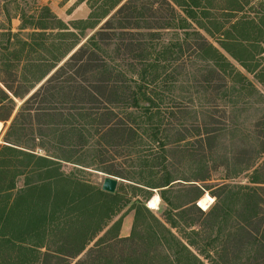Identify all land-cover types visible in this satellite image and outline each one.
Here are the masks:
<instances>
[{
	"label": "trees",
	"instance_id": "1",
	"mask_svg": "<svg viewBox=\"0 0 264 264\" xmlns=\"http://www.w3.org/2000/svg\"><path fill=\"white\" fill-rule=\"evenodd\" d=\"M106 2L78 33L48 6L31 15L20 7L14 32L5 9L0 120L16 114L0 145V264H264V114L250 128L239 122L242 105L263 104L264 91L236 65L264 87V3L216 0L215 18L213 0ZM56 29L57 42L47 32ZM190 82L230 111L229 145L221 121L182 100ZM119 158L128 165L113 164ZM186 158L194 181L221 168L247 181L216 184L215 201L196 184L193 197L179 195ZM65 165L61 184L18 185ZM87 169L142 196L129 236L114 220L130 203L125 184L107 192L76 173ZM155 190L160 215L147 205Z\"/></svg>",
	"mask_w": 264,
	"mask_h": 264
},
{
	"label": "rangeland",
	"instance_id": "2",
	"mask_svg": "<svg viewBox=\"0 0 264 264\" xmlns=\"http://www.w3.org/2000/svg\"><path fill=\"white\" fill-rule=\"evenodd\" d=\"M6 1V2H5ZM107 0H0V25L2 24H6L8 25V20H7V16H8V12L9 15H11L12 17V21H11V27L13 28L14 32H18L19 31V27L21 25V20L16 16V14L18 13V9L21 8H25V10L31 15L32 13H39L41 7L43 6H48L51 11L60 19L62 20L68 27V31H73V32H77L78 33V29L75 28L76 25L79 24V26H83L85 25L84 21H86L90 15L93 16L92 20H96L107 8H108V2H106ZM125 1V0H124ZM264 1V0H263ZM20 4L19 8L18 5ZM8 9V12L5 11V9ZM213 8L211 10V13L213 14V16H215L216 18V0H213L212 2V7ZM198 11H201L198 9ZM211 27H214V25H211ZM23 33H27V32H31L32 29H25L23 30ZM207 37L208 39H210L215 45H216V34L214 35V37H211L208 33H206L204 30H201ZM48 33H53L51 37L54 38L55 42H57V37L55 36V34L58 32V30H48ZM88 32V30H87ZM23 36H26V34H23ZM68 42L70 43V41L68 40ZM68 42H65L68 43ZM64 46V45H63ZM190 55H188L185 60L187 62V64L189 65V70L192 72L191 76L194 75V70L193 67L191 66V62H190ZM62 64V63H61ZM242 71H244L251 79L254 80L255 84L257 85V87L259 89H261L262 91H264V87L259 84L250 74H248L244 69H242L238 64H236ZM191 84V85H189ZM188 89L185 90L184 92L181 93V95L183 96L182 100L185 101L184 103H188V107L189 110L191 111H197L199 110V112H203V111H208L213 117H215L216 120L221 121L222 123L219 124V127L222 128H228V130H224V133L226 134L224 136V140L223 142L226 143V145H229V135H230V127H228L230 125V123H228V119H229V114L230 111H225L226 109L224 107L222 108H218L216 109V105H214V103H211L210 100L212 98L213 93L210 92H205L203 89H201L199 92H195V85L194 83L190 82L188 84ZM168 95V93H167ZM210 99V100H209ZM18 102V108L19 106L22 104L21 101H17ZM239 122L243 123L244 127L250 128L251 127V123L253 121H255L258 117L262 116L264 114V103L263 104H250V105H242V110L239 111ZM16 112L14 113V115L12 116V118L8 121H1L0 120V145L5 143V137L7 135V132L9 131V127L12 123V120L15 116ZM194 113L188 115V116H192ZM187 118L189 119L188 121H193L191 118ZM228 125V126H227ZM241 125V127H243ZM14 138V137H13ZM227 140V141H226ZM24 144L26 145H32L31 141H28L26 139H24L22 141ZM224 147V146H223ZM230 146H228L229 148ZM195 148V147H192ZM224 151V149H222ZM41 152V150H40ZM129 162H126V160H123L121 158H119L115 163V165L117 164H121L123 165V167H126L128 165ZM180 166V175L186 176V179H189L188 181L186 180H178L175 182H181L182 184H175L176 188H182L181 193H177L179 195H188L190 197H193V195H195V193H197V190H193V186L192 184H196V186H202L203 188H208V190L205 189L204 191V195L207 194H211V191H215V185L216 184H221L224 182H246L247 181V176L246 175H240L239 177H237L236 179H232V180H227L225 179V171L221 168V169H213L212 173H211V179L205 182H197L194 181V177L193 175L196 173V167L194 166V164H191V161L189 158L184 159V161H182L181 164H179ZM72 169V166L70 165H65V167H63L60 171L55 172L53 174H51L50 176H46L40 179H35V180H29V181H25L24 179L22 180V182L18 183L19 187H25V188H29L30 190H37V189H41V188H51L53 186H56L58 184H61L62 182H64L67 178V174L68 172ZM76 173L79 174L82 178L97 183L99 185L102 186L104 178L107 175H111L105 172H101V171H97V170H93V169H87V170H83L81 172H78L76 170ZM114 176V175H112ZM117 177V176H116ZM119 178V184L117 187H120L121 184H125V188L122 189L121 192V196L124 198V201L126 203V201H130V203H128L127 205L124 206L123 210L114 218V220H117L119 218H122V225H123V229L125 227V231H127L129 234L131 233L132 230V226H133V221H134V202L136 203V201L140 200L143 201L142 196H135V190L132 189L128 184L130 183L128 180H124L121 177ZM214 187V188H211ZM185 188V189H184ZM201 188V187H200ZM211 188V189H210ZM116 190V192H117ZM158 192L155 190L153 197L150 199L152 200L150 203V207L151 208H156L154 211L157 212V214H161L163 212V206L162 204L160 205L159 203L155 202V196L158 195ZM203 196L201 198H203ZM213 197V196H212ZM214 201H215V197H213ZM214 201L211 205L214 204ZM199 201H197V205H199L198 203ZM148 205V204H147ZM210 205V206H211ZM209 206V207H210ZM158 207V208H157ZM208 209V208H207ZM208 220L207 217L205 216H201L200 215V222L201 223H205Z\"/></svg>",
	"mask_w": 264,
	"mask_h": 264
},
{
	"label": "water",
	"instance_id": "3",
	"mask_svg": "<svg viewBox=\"0 0 264 264\" xmlns=\"http://www.w3.org/2000/svg\"><path fill=\"white\" fill-rule=\"evenodd\" d=\"M119 184V178L116 176H112V175H107L104 178L103 184H102V188L103 190L110 192V193H115L117 190Z\"/></svg>",
	"mask_w": 264,
	"mask_h": 264
},
{
	"label": "crops",
	"instance_id": "4",
	"mask_svg": "<svg viewBox=\"0 0 264 264\" xmlns=\"http://www.w3.org/2000/svg\"><path fill=\"white\" fill-rule=\"evenodd\" d=\"M255 2L256 3H260V2H263L264 3V1L263 0H255ZM130 234L127 232V231H125V227H124V229H123V225H122V227H121V231H120V236L121 237H127V236H129Z\"/></svg>",
	"mask_w": 264,
	"mask_h": 264
},
{
	"label": "bare ground",
	"instance_id": "5",
	"mask_svg": "<svg viewBox=\"0 0 264 264\" xmlns=\"http://www.w3.org/2000/svg\"><path fill=\"white\" fill-rule=\"evenodd\" d=\"M154 199H155V202H156V203H159V202L161 201L159 195H156ZM151 201H152V200H150V201L147 203V204H148V207H150V203H151ZM150 208H151V207H150ZM157 208H158V207H157ZM151 209H156V208H151Z\"/></svg>",
	"mask_w": 264,
	"mask_h": 264
}]
</instances>
